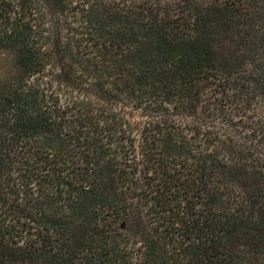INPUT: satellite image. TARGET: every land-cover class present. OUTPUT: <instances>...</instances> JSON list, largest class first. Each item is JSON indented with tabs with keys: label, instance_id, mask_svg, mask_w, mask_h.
Returning a JSON list of instances; mask_svg holds the SVG:
<instances>
[{
	"label": "trees",
	"instance_id": "trees-1",
	"mask_svg": "<svg viewBox=\"0 0 264 264\" xmlns=\"http://www.w3.org/2000/svg\"><path fill=\"white\" fill-rule=\"evenodd\" d=\"M0 264H264V0H0Z\"/></svg>",
	"mask_w": 264,
	"mask_h": 264
},
{
	"label": "rangeland",
	"instance_id": "rangeland-1",
	"mask_svg": "<svg viewBox=\"0 0 264 264\" xmlns=\"http://www.w3.org/2000/svg\"><path fill=\"white\" fill-rule=\"evenodd\" d=\"M16 71V62L12 53L0 51V80L9 78Z\"/></svg>",
	"mask_w": 264,
	"mask_h": 264
}]
</instances>
